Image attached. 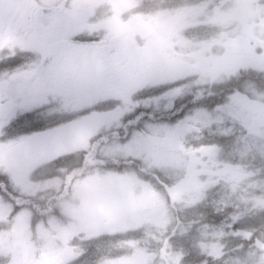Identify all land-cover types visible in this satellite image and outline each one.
Masks as SVG:
<instances>
[{
  "label": "flooded vegetation",
  "instance_id": "af4514ba",
  "mask_svg": "<svg viewBox=\"0 0 264 264\" xmlns=\"http://www.w3.org/2000/svg\"><path fill=\"white\" fill-rule=\"evenodd\" d=\"M217 1L0 0V44L23 41L36 50L52 31L68 29L86 46L81 59L95 55V49L87 46L105 42L119 52V78L115 83L105 81L96 99L84 92L67 100L49 93L43 106L35 104L31 112H20L12 121L17 140L58 127L71 132L59 137L54 151L35 164L16 157L39 190L48 192L45 182L61 169L72 171L74 178L59 181V192L71 191L86 177L129 174L127 161L138 159L132 148L143 130L203 128L208 121L195 115L215 110L225 115L227 125L239 124V109L264 122V99H258L255 87L264 75L259 72L264 66V13L259 17L258 0H250L246 19L231 13L226 21L215 24L213 11L222 12L228 4L226 9L237 8L241 0ZM35 59L36 52L0 59V71H12ZM31 71L23 68L14 85H3L0 105L9 103V96L18 104L33 105L38 100L42 87L35 80L27 82ZM245 82L253 87H240ZM41 113L57 115L45 118ZM212 138L205 135L196 141L215 143L217 138ZM183 140L175 134L149 142L157 152L188 161L190 171L197 142ZM165 141L167 145H163ZM223 141L220 138L217 143H226L231 150L236 139ZM192 181L189 173L187 183ZM15 191L0 172V196L5 202L13 209L19 204H36L35 199L24 196L21 202ZM48 202L50 199L41 201Z\"/></svg>",
  "mask_w": 264,
  "mask_h": 264
},
{
  "label": "rangeland",
  "instance_id": "374dc122",
  "mask_svg": "<svg viewBox=\"0 0 264 264\" xmlns=\"http://www.w3.org/2000/svg\"><path fill=\"white\" fill-rule=\"evenodd\" d=\"M249 1L213 11L212 21L223 23L231 13L246 19ZM257 9L261 17L264 0H258ZM259 72L264 74V66ZM257 97L264 99V94L259 91ZM239 110L238 125L225 124V115L215 110L195 115L208 121L203 128L143 130L132 148L138 159L127 161L129 174L86 177L68 192H59V180L54 179L45 182L48 192L39 190L17 161L21 186L7 176L17 198H33L42 208L53 200L46 214L45 209L22 204L13 209L0 196V264H80L82 259L87 264H213L225 253L231 264H264V220L257 230L247 227L256 218L253 213H264V165L259 160L264 122ZM175 134L185 140L205 135L217 140L196 141L188 171V161L157 152L149 142ZM230 137L236 139L231 150L217 143ZM10 141H17L12 122L0 127V145ZM189 173L194 177L190 184ZM204 213L227 214L228 225L200 223ZM252 233L262 243L252 248L261 254L244 257L242 250H249L244 243Z\"/></svg>",
  "mask_w": 264,
  "mask_h": 264
},
{
  "label": "snow or ice",
  "instance_id": "6c2138e0",
  "mask_svg": "<svg viewBox=\"0 0 264 264\" xmlns=\"http://www.w3.org/2000/svg\"><path fill=\"white\" fill-rule=\"evenodd\" d=\"M65 14H70V11ZM85 47L75 39L71 30L52 31L47 42L36 49V63L28 75V83L35 80L42 87L38 100L33 105L18 104L9 96V103L0 105V127L11 123L20 112H31L35 104L43 106L49 101V93L67 100L84 92L90 99H96L98 89L105 81L115 83L119 78V52L105 42L87 46L95 49V55L81 59L80 52ZM69 135L71 132L68 129L58 127L44 134L33 133L10 141L6 146L0 145V169L13 184L20 187L16 176V157H23L25 163L35 164L54 151L59 137Z\"/></svg>",
  "mask_w": 264,
  "mask_h": 264
},
{
  "label": "clouds",
  "instance_id": "9594fccd",
  "mask_svg": "<svg viewBox=\"0 0 264 264\" xmlns=\"http://www.w3.org/2000/svg\"><path fill=\"white\" fill-rule=\"evenodd\" d=\"M36 52L35 49L31 48V46L27 42H16L12 44H0V59L3 60H9V59H15L22 56L29 55L31 53ZM36 63V59L31 64L27 65H21L18 68L9 71L8 69H4L3 71H0V83H2L4 86H12L17 81V78L19 74L21 73V70L23 68H27L29 70H33V66ZM240 87L247 89L249 87H253V85L249 84L248 82L243 83L240 85ZM255 87L258 88V90L264 94V77L261 78L260 83L256 85ZM133 101L135 98H131ZM134 110V109H132ZM42 116H45V118H50L52 116H55L57 114L55 113H41ZM259 160L262 165H264V152L259 154ZM74 175L73 172L68 169H61L58 170V174L53 177L54 180H59L61 182L67 181L69 179H73ZM150 182V181H145ZM161 191L163 192V189L161 188ZM253 252L256 253V255H260L261 253L255 249H253L251 246L249 247L248 251H243L242 254L244 257H248ZM80 264H87L86 260L82 259L80 261ZM213 264H231V258L228 253H225L224 255L220 256L218 260H215Z\"/></svg>",
  "mask_w": 264,
  "mask_h": 264
},
{
  "label": "trees",
  "instance_id": "16d2710c",
  "mask_svg": "<svg viewBox=\"0 0 264 264\" xmlns=\"http://www.w3.org/2000/svg\"><path fill=\"white\" fill-rule=\"evenodd\" d=\"M37 204V203H36ZM40 205V204H37ZM30 209H32V206H29ZM33 208H36V205H33ZM41 208V207H38ZM47 209V208H46ZM227 213H229V210H227ZM253 216L255 218V220H251V224H249L248 230L251 232L254 230H257L259 226V224L262 222V220H264V213H260L259 216L257 215V213H253ZM198 221L200 223H209V224H226L228 225V216L227 214H223V215H208V214H202L201 217H198ZM236 224H233V226H235ZM253 235H251V239L249 241H245L244 245L248 246V247H256V246H261L262 243L259 240V238H257L254 233H252ZM257 239V240H255ZM240 249V248H239ZM195 264V263H194Z\"/></svg>",
  "mask_w": 264,
  "mask_h": 264
},
{
  "label": "water",
  "instance_id": "95a60500",
  "mask_svg": "<svg viewBox=\"0 0 264 264\" xmlns=\"http://www.w3.org/2000/svg\"><path fill=\"white\" fill-rule=\"evenodd\" d=\"M3 88V84L0 83V90ZM7 105V104H6ZM168 144V141H166L163 145H167Z\"/></svg>",
  "mask_w": 264,
  "mask_h": 264
}]
</instances>
